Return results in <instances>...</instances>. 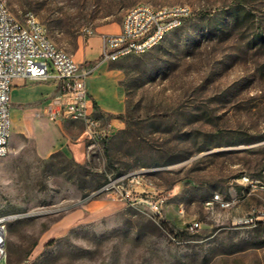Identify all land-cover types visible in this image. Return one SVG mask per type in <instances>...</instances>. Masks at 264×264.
Wrapping results in <instances>:
<instances>
[{
	"label": "rangeland",
	"instance_id": "obj_1",
	"mask_svg": "<svg viewBox=\"0 0 264 264\" xmlns=\"http://www.w3.org/2000/svg\"><path fill=\"white\" fill-rule=\"evenodd\" d=\"M6 2L81 68L93 60L87 87L110 135L89 140L42 108L57 149L40 154L29 89L0 156V264H264V221L240 223L264 210V0ZM138 3L192 14L144 54L100 62L104 32Z\"/></svg>",
	"mask_w": 264,
	"mask_h": 264
},
{
	"label": "built area",
	"instance_id": "obj_2",
	"mask_svg": "<svg viewBox=\"0 0 264 264\" xmlns=\"http://www.w3.org/2000/svg\"><path fill=\"white\" fill-rule=\"evenodd\" d=\"M192 14L184 4L154 6L138 3L127 9L116 33L103 35L100 62H114L132 55H141L158 45L167 35L179 29ZM91 34L92 30L87 29ZM94 70L81 65L66 50L58 47L48 36L45 26L33 14L19 20L0 0V156L8 152L11 133L12 86L16 79L58 82L60 92L52 98L46 113L51 121L61 118L80 120L89 140L101 141L110 135V126L98 116L87 87V78ZM113 187L107 184V190ZM208 200L212 205L219 199ZM264 221V210L254 212L241 224ZM199 222L191 224L197 229ZM7 218H0V262L6 256Z\"/></svg>",
	"mask_w": 264,
	"mask_h": 264
},
{
	"label": "crops",
	"instance_id": "obj_3",
	"mask_svg": "<svg viewBox=\"0 0 264 264\" xmlns=\"http://www.w3.org/2000/svg\"><path fill=\"white\" fill-rule=\"evenodd\" d=\"M121 24H119L118 28H115L112 31L104 32L107 33H116L121 29ZM100 50L99 54L101 53L102 49V40H99ZM87 61H93L92 59ZM30 88L33 90L32 93L34 97L37 99V139L39 141V144L41 146L40 148V154L42 155H48L51 154L53 151H55L57 148L54 145V142L56 141L55 138L51 135H45L41 132L42 127V108L44 109V112L46 113V107L49 103V101L57 96L60 92L59 84L56 80L50 79L48 81H31V80H25V79H16L12 86V103L14 102V106L12 105L11 109V119H12V110H17L20 108V104H22L27 98V94L30 93ZM93 94L92 92H90ZM92 101L94 103V100L92 98ZM96 108V107H95ZM97 109V108H96Z\"/></svg>",
	"mask_w": 264,
	"mask_h": 264
},
{
	"label": "trees",
	"instance_id": "obj_4",
	"mask_svg": "<svg viewBox=\"0 0 264 264\" xmlns=\"http://www.w3.org/2000/svg\"><path fill=\"white\" fill-rule=\"evenodd\" d=\"M85 64L88 65V66H92L94 64V62L93 61H86ZM94 105H95L96 108H98L96 103H94Z\"/></svg>",
	"mask_w": 264,
	"mask_h": 264
},
{
	"label": "bare ground",
	"instance_id": "obj_5",
	"mask_svg": "<svg viewBox=\"0 0 264 264\" xmlns=\"http://www.w3.org/2000/svg\"><path fill=\"white\" fill-rule=\"evenodd\" d=\"M215 197H216V196H215ZM215 197H214V198H215ZM206 205H208L207 202H206ZM208 206H209V205H208ZM253 214H254V213H253ZM253 214H252V215H253ZM252 215H251V216H252Z\"/></svg>",
	"mask_w": 264,
	"mask_h": 264
}]
</instances>
